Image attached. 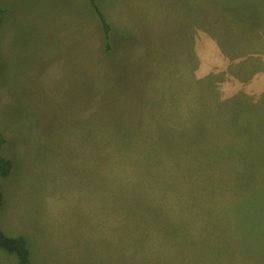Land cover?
I'll return each mask as SVG.
<instances>
[{
  "label": "rangeland",
  "instance_id": "374dc122",
  "mask_svg": "<svg viewBox=\"0 0 264 264\" xmlns=\"http://www.w3.org/2000/svg\"><path fill=\"white\" fill-rule=\"evenodd\" d=\"M94 1L133 26L88 39L87 81L38 63L31 21L0 65L33 264H264V0Z\"/></svg>",
  "mask_w": 264,
  "mask_h": 264
},
{
  "label": "crops",
  "instance_id": "0c3cea01",
  "mask_svg": "<svg viewBox=\"0 0 264 264\" xmlns=\"http://www.w3.org/2000/svg\"><path fill=\"white\" fill-rule=\"evenodd\" d=\"M49 1L51 0H0L2 7V23L0 26V65L5 61L6 55L8 58L9 47V31L11 29L27 28V22L35 23L34 27L28 29H37V60L49 63L61 75L59 80L65 79V69L69 68V73L74 81L88 79V39L92 42H97L101 48V43L104 38H108L110 33L115 34L118 39H115L114 45L116 49L121 51L123 45V34H129L128 29L133 26L125 18L121 19L115 14H105L102 17L94 9L95 27L88 31V0H75L73 6L59 2V5H54L50 9ZM60 1V0H59ZM91 3V2H89ZM90 7H93L92 4ZM94 8V7H93ZM107 24L108 31L104 30L103 22ZM18 23L19 25H15ZM137 25V23H135ZM135 28V27H134ZM138 29V28H135ZM89 32V35H88ZM13 33V32H11ZM94 34V35H93ZM93 38V39H92ZM106 38V39H107ZM103 51L100 57L105 58L110 51L109 48H102ZM6 52V53H5ZM66 66V67H65ZM79 73V74H77ZM10 175L1 181V188L3 194V201L0 205V228L10 236L21 235L25 238L22 224L19 223L18 218H15L11 208L15 203L6 201L10 198L4 194V187H10L8 178ZM8 204V205H7ZM59 203L52 201V207H59ZM69 253V252H67ZM69 253V257H70ZM48 255L42 251H37V259L42 260ZM30 261H32V254L29 252ZM0 264H19L18 259L14 254L8 253L0 248ZM35 264V263H34ZM59 264V263H58Z\"/></svg>",
  "mask_w": 264,
  "mask_h": 264
},
{
  "label": "trees",
  "instance_id": "16d2710c",
  "mask_svg": "<svg viewBox=\"0 0 264 264\" xmlns=\"http://www.w3.org/2000/svg\"><path fill=\"white\" fill-rule=\"evenodd\" d=\"M92 6L97 11V13L102 17L101 12L99 11L96 3L94 0H90ZM2 7L0 3V26L2 23ZM103 26L104 30L108 31V26L104 22L103 18ZM6 142V138L3 135V133L0 130V205L3 201V194H2V188H1V181L2 179L8 177L12 170V161L5 157L1 150L3 145ZM0 248H2L4 251L14 254L16 258L18 259L19 264H32L29 257V251L27 248L26 240L23 236H10L7 235L1 228H0Z\"/></svg>",
  "mask_w": 264,
  "mask_h": 264
}]
</instances>
